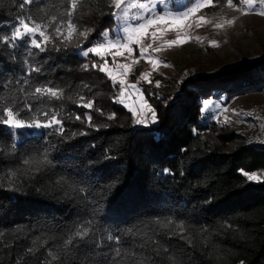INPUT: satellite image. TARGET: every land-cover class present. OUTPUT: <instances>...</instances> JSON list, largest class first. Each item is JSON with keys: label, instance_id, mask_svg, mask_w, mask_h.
<instances>
[{"label": "trees", "instance_id": "trees-1", "mask_svg": "<svg viewBox=\"0 0 264 264\" xmlns=\"http://www.w3.org/2000/svg\"><path fill=\"white\" fill-rule=\"evenodd\" d=\"M20 2L0 0V36L10 34ZM53 2L28 7L42 15L38 8ZM113 11L109 0H86L73 19L91 32L67 46L57 40L39 52L25 42H0V85L64 89L62 100L32 101L35 110L60 113L63 134L0 124V264H108L118 246L109 235L145 264H169L170 257L177 264H264V176L250 181L243 174L264 171V146L232 145L238 134L205 123L201 111L208 96L264 88V59L191 79L178 92L167 88L162 100L153 88L144 90L158 122L135 126L132 113L114 100L117 87L91 67L98 58L82 54L114 27ZM30 66L40 71L29 75ZM79 96L94 107L76 106ZM31 114L22 112L25 119ZM209 130L213 141L205 138ZM158 220L173 223L164 229ZM81 225L89 236L64 250L63 241ZM49 252L61 260L52 261ZM122 259L130 264L127 255Z\"/></svg>", "mask_w": 264, "mask_h": 264}, {"label": "snow or ice", "instance_id": "snow-or-ice-1", "mask_svg": "<svg viewBox=\"0 0 264 264\" xmlns=\"http://www.w3.org/2000/svg\"><path fill=\"white\" fill-rule=\"evenodd\" d=\"M86 0H54L50 8H38L42 15H35L32 13L29 5L34 3V0H21L18 7L20 13L12 25L10 34L0 36V42L7 44L10 47H15L18 42H25L30 48L44 52L50 43L59 40L61 43H70L76 37L88 38L91 29L80 31L77 24L74 22V17L78 10L83 7ZM218 0H192V3L186 5L181 11H173L168 6V0H109V5L114 8L112 15L122 22L123 35L117 39H110V33L105 31L102 33L103 41L87 48L83 51V56L87 57L90 54L99 57L102 63H93L92 68H97L99 71L105 73L114 84H119L121 91L120 95L115 99L120 100L124 92L127 90L126 77L130 73L133 64H137L141 59H146L148 63L153 66V69L163 63V61L153 58L151 53L160 52L165 46L168 48L180 46L188 43L193 37L188 35V30L195 24L196 28H200L203 24H211L212 21L207 20L204 15H198L201 10L208 7H215ZM226 5L230 9L239 11L242 15L250 13L264 17V0H226ZM158 6H163V10H158ZM130 21H139L138 23H131ZM235 23V18L222 20L220 23L214 25L217 29L230 27ZM51 29V31H49ZM174 32L176 38L172 40H164L163 38L169 33ZM150 38L152 43L144 44V40ZM197 41L202 42L201 37H195ZM163 41L158 47H153V44ZM213 46H218L215 40L211 41ZM136 46L135 48L133 46ZM139 51V57L132 59V64L123 63L116 64L115 57L125 56L133 57L136 51ZM151 50V52L149 51ZM112 56V63L115 69L123 70L121 77L118 79L114 74L115 69L109 66L107 57ZM168 66V65H164ZM85 70L89 68L88 64L84 65ZM38 67L30 66L29 75L32 72H39ZM141 78L151 83L149 80V73H142ZM19 84L20 82L17 81ZM23 84H28L27 80ZM159 82H157L158 86ZM127 87L136 89V85H128ZM10 84L0 85V124H3L13 129L23 128H55L58 132L63 134V120L60 118V113L54 109L49 110H35L32 101L42 102L46 97L49 101L64 99V89L51 87L47 85L36 86L34 89L25 90L24 87H19L15 90H9ZM138 91V89H137ZM71 99V97H68ZM76 106L86 109L94 107L93 100H86L84 96H79L75 101ZM213 102L207 100L204 102V109H208ZM144 107L151 113L152 121L155 122V110L147 105ZM22 112L32 113L30 117L25 119ZM136 115L135 112H133ZM43 115L45 119L39 117ZM110 116L109 119H112ZM76 119H81L77 116ZM91 116L87 117L91 123ZM146 121L141 116L136 119L137 124H144ZM264 142V141H262ZM46 155L43 161L46 162ZM34 161L25 160V164H31ZM250 181H259L261 176L247 172L243 173ZM161 228L167 229L172 225V221L167 222L156 221ZM177 227L183 232V223L181 222ZM90 228L86 225H81L75 229L64 241L62 248L64 250L70 247H78L77 240L84 241L89 236ZM130 235L141 236L140 232H133L128 229ZM109 241H115L118 245L112 249L114 255L107 257L108 264H124L122 257L127 255L130 257V264H145L144 261L135 259V252L123 253L120 245V237H113L111 235L107 238ZM151 240V238H149ZM155 243V241H151ZM35 243V242H34ZM97 247L100 245L97 244ZM111 247V246H109ZM143 247V245H141ZM168 251V249H164ZM35 251V248L29 249V252ZM157 254H159L157 252ZM52 261L61 260V256L49 252ZM169 264H177L174 257L169 258Z\"/></svg>", "mask_w": 264, "mask_h": 264}, {"label": "rangeland", "instance_id": "rangeland-1", "mask_svg": "<svg viewBox=\"0 0 264 264\" xmlns=\"http://www.w3.org/2000/svg\"><path fill=\"white\" fill-rule=\"evenodd\" d=\"M234 2L238 3V0H234ZM191 3L192 0H168V6L173 11H181L186 5ZM158 10H163V6H158ZM198 15H204L212 23L203 24L200 28H196L195 24H193V27L188 30V35L193 37V39L188 43L171 48L165 46L160 52L151 53L153 58L163 61L156 69H153V66L146 59H141L139 63L133 64L130 73L126 77L125 88L127 90L120 100L115 99L120 95V85L114 84L102 72L111 85L117 87L114 100L132 113L135 126L145 127L155 125L158 122L157 118L155 122L152 121L151 113L144 107L146 102L152 108V105L145 98L144 90L151 92L150 90L153 88L154 94L159 95L162 100L164 95L166 96L164 90L167 88L170 91L178 92L181 86L191 79L203 76L213 77L224 71L240 67L243 64H253L264 59V17L253 13L242 15L239 11L228 8L226 0L223 4L217 3L215 7H208L201 10ZM233 18H235V23L230 27L222 29L214 27L216 23H220L222 20ZM114 22V27L110 31L107 30L110 33V39H117L123 35L122 22L115 17ZM130 22L138 23L139 21ZM195 37H201L202 42L197 41ZM175 38L176 34L169 32L163 39L172 40ZM213 40L217 42L218 46L211 44ZM148 43H152L150 38L144 40L145 45ZM162 43L163 41H159L153 44V47H158ZM133 47L135 48L136 46L134 45ZM149 51L151 52V50ZM137 57H139L138 50L133 57L128 58L127 54H125L123 57H115V61L116 64H132V59ZM97 58L99 60L97 64L102 63L101 59L99 57ZM107 59L109 66L115 69V65L112 63L113 57L108 56ZM165 64L168 66H164ZM122 73L123 70L120 69H115L114 71L118 79ZM142 73H149V80L152 82L149 83L142 79ZM157 82H159L158 86ZM132 84L136 85V89L127 87ZM158 90L164 92H158ZM159 93H162V96ZM169 100H171V97L165 99L163 103L165 104ZM207 100H211L213 104L208 109H204L203 105ZM261 108L263 110L260 116L264 118V88L230 95H225L221 92L208 96L201 101V111L205 118V123L209 125L214 124L217 128L234 130L238 134V138L232 142V145L235 146L247 144L244 133L250 127L249 113ZM141 116L146 122L144 124H137L136 119ZM9 129L13 131L24 130L27 132H39L43 128ZM214 137L215 132L211 130L205 133V138L209 139V141H213ZM253 173L260 175L261 178L264 176V171Z\"/></svg>", "mask_w": 264, "mask_h": 264}, {"label": "built area", "instance_id": "built-area-1", "mask_svg": "<svg viewBox=\"0 0 264 264\" xmlns=\"http://www.w3.org/2000/svg\"><path fill=\"white\" fill-rule=\"evenodd\" d=\"M263 108L250 112V127L245 130V139L248 147L264 146V118L260 116Z\"/></svg>", "mask_w": 264, "mask_h": 264}]
</instances>
